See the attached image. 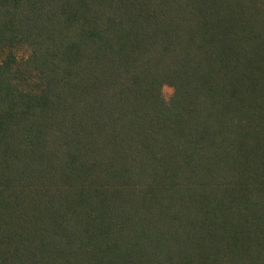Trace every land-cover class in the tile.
Instances as JSON below:
<instances>
[{"label":"trees","instance_id":"obj_1","mask_svg":"<svg viewBox=\"0 0 264 264\" xmlns=\"http://www.w3.org/2000/svg\"><path fill=\"white\" fill-rule=\"evenodd\" d=\"M0 264H264V0H0Z\"/></svg>","mask_w":264,"mask_h":264},{"label":"rangeland","instance_id":"obj_2","mask_svg":"<svg viewBox=\"0 0 264 264\" xmlns=\"http://www.w3.org/2000/svg\"><path fill=\"white\" fill-rule=\"evenodd\" d=\"M172 88L169 87V86H163L162 88V96L165 98V99H169L170 96L172 95Z\"/></svg>","mask_w":264,"mask_h":264}]
</instances>
